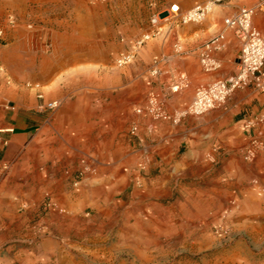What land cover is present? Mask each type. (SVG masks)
<instances>
[{
	"label": "rangeland",
	"instance_id": "1",
	"mask_svg": "<svg viewBox=\"0 0 264 264\" xmlns=\"http://www.w3.org/2000/svg\"><path fill=\"white\" fill-rule=\"evenodd\" d=\"M138 1L132 34L115 24L102 64L61 69L45 89L49 100H58L48 111L46 129L37 132L20 154H7V145L1 142L0 202L9 206L3 210L17 215L19 234H32L31 229L50 224L60 231L50 237L64 253L83 259L93 253V264H264V152H257L251 161L243 155L251 139L264 136V124L256 123L264 117V104L255 103V93H264L251 87L236 89L218 107L233 129L217 142L204 137L207 134L201 139L191 136L209 149L207 164L201 169H176L175 161L169 160L171 150L180 143L182 151L195 146L190 145L193 139L175 136L182 122L203 120L217 108L186 117L176 126L136 114L150 93L163 98L168 113L186 108L194 94L181 99L186 105L170 109L169 97L156 89L154 63L160 61V51L168 57L177 50L171 46L175 35L167 31L169 25L176 26L172 15L160 22L159 36L145 42L140 51L134 45L148 31L150 16H166V4L175 0L124 2ZM227 1L215 6L203 22L185 26L205 31L202 43L223 35L228 52L238 58L239 41L223 25L238 9H228ZM0 29L4 30L0 46H5V35L12 30L5 21ZM133 36V42L127 40ZM163 42L167 44L162 47ZM127 46L134 48L135 57L118 68L115 62L126 54ZM52 49L44 58L32 60L45 72L65 61ZM9 62L13 60L7 55L0 58V126L14 107L17 86L29 88L25 80L15 84ZM143 71L145 79L139 75ZM208 76L203 74L196 87L210 83ZM107 94L113 95L111 104ZM241 119L248 125L243 133L236 124ZM133 125L136 131L131 135ZM155 133L166 137L155 138ZM179 158L181 154L175 160ZM82 244L89 250L81 251Z\"/></svg>",
	"mask_w": 264,
	"mask_h": 264
},
{
	"label": "crops",
	"instance_id": "2",
	"mask_svg": "<svg viewBox=\"0 0 264 264\" xmlns=\"http://www.w3.org/2000/svg\"><path fill=\"white\" fill-rule=\"evenodd\" d=\"M124 1L0 0V27H4V20L8 15H13L17 20L16 28L5 35L6 45L0 46V58L6 55L12 58L13 62L8 64L15 84L24 80L29 83V88L26 90L22 89V85L17 86L14 107L4 116L0 126V144L4 141L7 145V154H20L37 132L45 130L49 125L51 118L48 111L51 109H47L46 106L51 102L58 104V100H49L45 89L53 84L59 70L102 64L108 58V41L113 37L115 24L132 34L130 26L134 23L135 14H139V1L137 5ZM206 1L208 0H175L171 4H178L181 10H188ZM258 1L228 0L226 4L229 6L228 9H239L243 2H249L250 6L242 7L250 8ZM170 5L166 4V10ZM252 25L264 36V10L255 11ZM167 28L169 34L175 35L171 46L177 50L168 57L160 51V61L154 63L156 65L154 74L157 75L156 89L165 92L169 97L170 109L186 105L180 103L181 99L183 97L190 99L203 74L210 75L207 77V82L224 80L234 74L237 56L234 52H228L227 44L222 51L213 53V58L219 62L220 69L212 73H204L199 65V59L205 44L210 41L202 43L205 31L190 26L169 25ZM160 34L161 31L158 30L156 36ZM135 38L136 36H133L127 40L133 42ZM166 44L163 42L161 46ZM54 47L60 58L65 61L55 64L51 70L45 72L42 66L32 60L44 58ZM133 51L132 46H127L125 53ZM225 69L228 72H225ZM139 75H143L141 77L145 79V71ZM171 88L177 89L175 92H170ZM248 91L254 92L253 89ZM255 94V103L260 107L264 104V94ZM112 101L113 95L107 94L106 102L111 104ZM3 102L7 104L5 98ZM260 118L262 120L256 123L264 124V118ZM246 122V119H241L236 123L241 127V133L248 129ZM230 124L231 121L228 122L222 108H217L209 112L203 120L194 123L189 119L184 120L175 136L180 140L184 138L190 140L191 136L201 139L203 134H207L204 137L217 142L225 133L233 129L234 124L232 126ZM256 129L258 135L263 133L259 125H256ZM154 137L164 138L166 135L160 136L155 133ZM191 139H193L191 143L187 142L195 145L192 148L187 147L182 151L183 146L180 143L171 150L172 157L169 160L175 161V168L178 170L201 169L207 164L209 149L204 146L202 140ZM179 154L181 158L175 160ZM3 183L4 181H0V186ZM4 207L9 206H3L0 202V264H93L92 250L90 251L92 257L86 259L72 253H64L66 251L61 248L59 242L53 241L50 237V235L59 236L60 231L50 224L31 229L32 234H19L17 215L11 210L9 212L3 210ZM90 232L91 230L88 233ZM71 247L76 246L73 244ZM88 247L90 248L82 244L80 250H89Z\"/></svg>",
	"mask_w": 264,
	"mask_h": 264
},
{
	"label": "built area",
	"instance_id": "3",
	"mask_svg": "<svg viewBox=\"0 0 264 264\" xmlns=\"http://www.w3.org/2000/svg\"><path fill=\"white\" fill-rule=\"evenodd\" d=\"M103 1V0H101ZM226 0H208L188 10H181L178 4H171L166 16L161 13L152 14L149 18L148 31L142 33L134 42L135 48L139 49L145 42L158 34L160 22L173 16L176 26L199 24L212 12L215 6L223 4ZM256 10H264V0H259L254 7H241L237 12L223 20L226 30H230L240 44L234 74L224 80H215L195 88L191 102L186 108L171 113L166 112L163 98L159 94L150 93L142 109H137L136 114H146L152 121H163L173 126L180 124L186 117H200L207 112L220 107L227 98L239 88L251 87L264 93V36L252 25V18ZM8 30L17 26V20L13 15L5 18ZM30 28V26H28ZM4 36V30L0 29V39ZM225 48L223 35L216 36L204 46L199 59V65L204 73H212L220 69V64L213 58V53ZM134 53H126L120 56L115 65L118 68L132 63ZM177 88H172L175 92ZM57 102L48 103L47 109H54ZM264 118V117H263ZM136 126L130 129L133 135ZM264 152V136L253 138L244 148V160L251 161L257 152Z\"/></svg>",
	"mask_w": 264,
	"mask_h": 264
}]
</instances>
